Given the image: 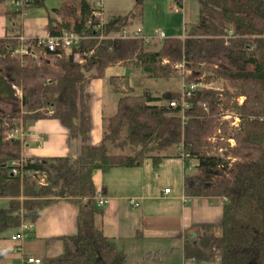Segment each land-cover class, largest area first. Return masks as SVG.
<instances>
[{
    "label": "trees",
    "instance_id": "1",
    "mask_svg": "<svg viewBox=\"0 0 264 264\" xmlns=\"http://www.w3.org/2000/svg\"><path fill=\"white\" fill-rule=\"evenodd\" d=\"M15 1L0 0V5L14 6ZM49 1L23 0L22 11L9 8L7 14L28 13ZM176 1L180 6L197 2L199 20L185 38H166L156 51L138 40H96L142 17L145 0H136L126 16L104 21L102 29H97L101 20L93 16L89 1L60 0L53 10L57 18L48 19L49 35L74 32L90 39L79 49L47 52L48 62L42 65L12 56L19 46L16 35L0 38V81L8 88L0 96V198L10 200V207L0 210V239L24 222L35 224L49 204L66 200L79 206L78 232L47 242L62 245L63 254L53 262L126 264L128 254L105 236L99 223L103 209L95 201L94 173L139 168L148 160L158 169L166 159L182 158L185 195L224 201L220 225L197 226L199 234L185 241V258L264 264V0ZM181 63L185 84H218L223 89H198L183 116L180 104L170 105L179 102L182 92L137 95L128 75L111 77L116 111L106 118L100 145L92 146L93 80H103L108 68L121 66L169 81L181 77L175 68ZM13 86L22 90V99ZM225 109L241 119L234 134L235 161L209 154V138ZM45 119L59 120L69 129L71 142L80 144L77 156L23 159L21 140L9 139L7 133ZM225 138L217 141L226 143ZM13 163H23L22 176L12 174ZM36 173L46 176V187L39 185Z\"/></svg>",
    "mask_w": 264,
    "mask_h": 264
},
{
    "label": "crops",
    "instance_id": "2",
    "mask_svg": "<svg viewBox=\"0 0 264 264\" xmlns=\"http://www.w3.org/2000/svg\"><path fill=\"white\" fill-rule=\"evenodd\" d=\"M57 8H52L54 16L56 14L53 10ZM182 12L186 14L185 3ZM104 16L106 21H110L126 15L106 16L104 13ZM143 18L144 15L138 19L142 21ZM134 25V19H130L127 26L141 29ZM22 30L25 33L24 28ZM12 33L10 36L18 34ZM27 35L43 37L49 33ZM122 68L124 67L108 68L105 79L93 80L90 85L93 147L100 145L105 121L109 117L104 112L105 84L109 85L111 77L126 75ZM109 89L111 96H114L116 111L118 96L110 85ZM69 133V129L61 121L45 119L31 123L27 129L22 128L16 139L23 144L22 156L25 160L77 156L80 144L71 142ZM185 173L186 164L182 158L166 159L158 169L148 160L139 168H118L106 174L99 171L94 173L96 192L109 199V204L102 210L99 223L105 236L112 239L120 251L128 254L126 264L132 260L131 254L135 256L132 264H163L166 259L171 260L175 255L178 262L182 260L186 264L184 244L188 238L199 234L197 226L220 225L224 201L220 198L187 197L184 189ZM166 190L170 191L169 194L165 193ZM131 200L138 201L140 207L134 208L130 204ZM78 215L79 206L69 201L57 200L49 204L39 220L35 224L31 223L33 229L28 239L14 241L13 237L17 233L11 235V238L5 234L0 239V264H26V258L39 259L41 264L47 258L48 264H57L53 261L63 254L61 242L50 245L47 242L77 234ZM40 253L45 256L38 255Z\"/></svg>",
    "mask_w": 264,
    "mask_h": 264
},
{
    "label": "rangeland",
    "instance_id": "3",
    "mask_svg": "<svg viewBox=\"0 0 264 264\" xmlns=\"http://www.w3.org/2000/svg\"><path fill=\"white\" fill-rule=\"evenodd\" d=\"M91 2L92 0H87ZM104 4V13L106 16H112V15H127L130 12L134 10V5L136 0H102ZM176 0H145L144 2V9H143V15L144 18L142 21H139L138 17H134L131 19H134L135 25H138L142 32L146 35H152L155 31H158L160 33L165 34L166 38H183L187 36V32L189 29L196 24L199 20V5L195 1H188L187 5L185 3V9L186 14H184L182 11H175V7L177 6ZM60 0H52L46 3V6L44 8L40 9H34L31 10L29 13H27L26 16L23 18L18 15H14L12 13L7 14V12L14 9L12 4H3L0 5V38L8 37L12 32H22L24 28V36L28 38H37V37H31L28 36V34L33 35H43L48 31L46 22L49 17H55L52 13V8L59 7ZM59 19V18H58ZM104 21H106V17L104 16ZM138 24H137V23ZM128 28H131L129 26H126ZM133 29V28H132ZM46 37V36H43ZM108 35H102L98 37L96 40H106ZM89 39V38H88ZM87 39V40H88ZM163 43L161 42H154L151 45H148L149 50L156 51L161 48ZM12 56L15 57V53H12ZM17 57V56H16ZM15 57V58H16ZM22 61L21 58H18ZM31 59V58H30ZM80 63L84 62L81 61ZM31 61L36 62L38 65H42L43 63L48 62L47 56H40L37 60L33 58ZM125 71V74L130 77L131 85L134 87L135 94L140 95L145 92H152L156 96H165L169 92H175L178 93L182 91L184 80L182 77H176L172 80L166 81V80H153L148 78L146 75L142 74L140 70H135L132 68H122ZM106 91H103V94L105 96V115L111 116L115 112L114 108V96H111V90L109 89L108 83L105 84ZM214 87H219L220 89H223L224 85H218V84H210ZM108 87V88H107ZM21 93L22 90L17 87ZM109 89V90H107ZM14 90V88H13ZM7 91V92H6ZM15 91V90H14ZM17 93V92H16ZM15 93V95H16ZM110 93V95H109ZM8 94V88L0 81V96L7 95ZM181 95V94H180ZM23 98V97H22ZM231 113H236L232 110H222L220 115H227ZM222 118V117H221ZM220 126L217 128L213 135L209 138L210 142V155H215L218 153L220 149L224 150V157L225 158H234L233 150L231 146H229L228 143L224 142H218L216 140V137L219 136H230V132L236 133L231 129V126L229 124L230 121H225L223 118L219 120ZM7 127V126H6ZM21 130V127L19 128ZM221 129L222 135L219 134V130ZM22 131V130H21ZM14 136L13 133H9ZM16 135V134H15ZM8 137V133H7ZM17 136L14 137L16 139ZM215 139V140H214ZM40 185V184H39ZM41 186V185H40ZM47 185H45L46 187ZM106 197V196H105ZM107 198V197H106ZM108 199V198H107ZM109 200V199H108ZM134 201V200H131ZM136 203H140L138 201H135ZM131 204V203H130ZM10 207V201H8L6 198H0V210L1 209H7ZM134 207V208H139ZM14 233H17L16 236L20 233V230L18 232L15 231H9L6 233V235L11 238V235ZM40 256H45L43 253L38 254ZM135 256L131 254V259L133 260ZM170 258V257H169ZM130 260L129 264H132L133 261ZM147 260V259H146ZM20 264V263H16ZM44 264H48L47 258L44 259ZM163 264H183V261L180 260L178 262L177 255L173 257V259L169 260L166 259L165 263ZM186 264H208V263H200V262H192L191 260H187ZM213 264H221L220 260H217Z\"/></svg>",
    "mask_w": 264,
    "mask_h": 264
},
{
    "label": "built area",
    "instance_id": "4",
    "mask_svg": "<svg viewBox=\"0 0 264 264\" xmlns=\"http://www.w3.org/2000/svg\"><path fill=\"white\" fill-rule=\"evenodd\" d=\"M90 5L92 7V13L93 16L96 18H99L101 20V24L97 27V29H102L103 23H104V4L102 0H92L90 2ZM24 2L23 0H17L14 3V9L15 11H22L24 9ZM175 11H183V6H180L177 4L175 7ZM27 15V12H21L20 16L23 18ZM90 39V37H85L84 35H80L74 32H63L61 35L58 36H51L47 35L46 37H37V38H28L24 36L23 32H20L16 35L14 38L16 41H18L19 46L15 49V57L16 58H33L37 60L40 56H46L47 52H55L58 49H66V50H73V49H79L82 46V43L86 41L87 39ZM111 40H138L142 41L145 45H151L155 41L156 42H163L166 40V36L163 33H160L158 31H155L152 35H146L142 32L141 29H132L128 27L122 28L118 33H115L113 35H110L107 37ZM185 38V36L183 37ZM94 51H91L89 54L93 55ZM83 61V60H81ZM82 63V62H81ZM175 68L180 72L181 77L184 73V64H177ZM16 96L22 99L23 95L21 91L16 87L13 86ZM217 87H214L213 85H204L203 83L198 84H185L182 88V93L180 96V100L178 101H172L170 105L172 107H177L179 104L182 106L181 115L184 116L185 109L189 107V100L193 96V94L198 89H214ZM243 99L240 100V103H242ZM183 121H185V117H182ZM223 120L230 121L229 124L231 126V129L236 132L241 125V119L240 117L235 114H227L222 115ZM22 130V127H21ZM19 128L15 130H11L8 132V138L14 139L15 136H17L20 132H22ZM13 133V135L9 134ZM16 134V135H15ZM219 134L222 135V132L219 130ZM226 143L229 144L232 148H235L236 141L234 139V133L230 132V136L226 137ZM215 140V139H214ZM217 140V137H216ZM182 153V150H180ZM185 157L184 153L181 154ZM214 156L218 157H224V150L220 149L218 153H216ZM232 159V161H235L234 158H228ZM13 166H15L12 170L13 175H20L22 176L24 172H22V169H19L23 166V163H13ZM37 175L35 178L39 181V184L41 186L47 185V180L45 175H41L40 173H36ZM169 190H166L165 193L169 194ZM95 201L97 202V206L100 209H104L108 204L109 200L100 192L96 193ZM131 205L133 207H139V204L135 201H131ZM33 229V225L28 222H24L20 228V233L17 236L13 237L14 241H23L28 239L30 232ZM26 264H41V260L34 259V258H26L25 259Z\"/></svg>",
    "mask_w": 264,
    "mask_h": 264
}]
</instances>
